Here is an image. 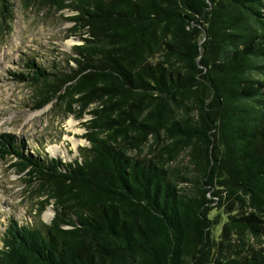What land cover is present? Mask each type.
Wrapping results in <instances>:
<instances>
[{
	"label": "trees",
	"instance_id": "obj_1",
	"mask_svg": "<svg viewBox=\"0 0 264 264\" xmlns=\"http://www.w3.org/2000/svg\"><path fill=\"white\" fill-rule=\"evenodd\" d=\"M29 1L70 11L82 44L65 71L29 62L17 79L42 86L35 109L94 106L90 145L63 163L0 135V159L42 180L55 210L41 227L10 221L0 264H264V0ZM161 138L153 158L128 155ZM184 150L189 179L164 168Z\"/></svg>",
	"mask_w": 264,
	"mask_h": 264
},
{
	"label": "rangeland",
	"instance_id": "obj_2",
	"mask_svg": "<svg viewBox=\"0 0 264 264\" xmlns=\"http://www.w3.org/2000/svg\"><path fill=\"white\" fill-rule=\"evenodd\" d=\"M71 16L68 10L41 9L29 0H7L5 11L0 6V135H13L32 156L56 158L63 163L80 161V149L89 147L85 138L89 130L85 125L92 119L88 111L94 106L80 114L79 105L73 102L75 96L53 100L35 109L42 98V86L29 80L21 82L17 74L30 75L29 62L48 74L74 66L70 60L71 49L82 44L79 37L83 32L80 27L72 30L74 24L68 20ZM43 88L45 92L48 86ZM166 143L170 141L161 138L154 144L149 139L139 151L129 149L128 155L153 158ZM14 163L16 159H0V249L10 221L41 227L49 225L55 215L48 186L38 178L29 177L27 170L20 172ZM164 168L179 178L189 179L192 165L188 150L173 160L164 155ZM190 186L179 184L180 188Z\"/></svg>",
	"mask_w": 264,
	"mask_h": 264
},
{
	"label": "bare ground",
	"instance_id": "obj_3",
	"mask_svg": "<svg viewBox=\"0 0 264 264\" xmlns=\"http://www.w3.org/2000/svg\"><path fill=\"white\" fill-rule=\"evenodd\" d=\"M69 124H70V125H72V123H71V122H70Z\"/></svg>",
	"mask_w": 264,
	"mask_h": 264
}]
</instances>
